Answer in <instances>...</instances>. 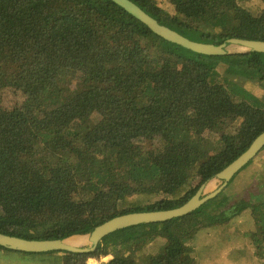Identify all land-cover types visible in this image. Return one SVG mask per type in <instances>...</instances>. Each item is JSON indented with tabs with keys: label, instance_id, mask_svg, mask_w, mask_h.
I'll use <instances>...</instances> for the list:
<instances>
[{
	"label": "trees",
	"instance_id": "1",
	"mask_svg": "<svg viewBox=\"0 0 264 264\" xmlns=\"http://www.w3.org/2000/svg\"><path fill=\"white\" fill-rule=\"evenodd\" d=\"M133 1L196 41L264 40V10L243 0H169L172 11ZM257 86L264 90V52L193 51L113 0H0V91L23 96L0 102V232L66 239L117 215L182 205L264 131ZM238 173L193 212L119 229L94 251L0 246L1 255L29 264L107 255L106 264H196L191 242L203 227L250 208L264 233V194L225 192Z\"/></svg>",
	"mask_w": 264,
	"mask_h": 264
},
{
	"label": "rangeland",
	"instance_id": "2",
	"mask_svg": "<svg viewBox=\"0 0 264 264\" xmlns=\"http://www.w3.org/2000/svg\"><path fill=\"white\" fill-rule=\"evenodd\" d=\"M163 8L172 11V5L169 0H156ZM245 7L249 8L254 13H259L264 10V0H243L241 2ZM230 52L246 50L242 46L231 44L228 46ZM254 93L262 96L264 90L258 87ZM23 99L20 92L12 89L0 91V102L5 106H14ZM233 179L226 188L228 195L235 198L255 199L264 194V147ZM223 181L220 178H213L206 183L203 190V195L216 190ZM252 234L255 235L253 239ZM264 233L255 225V220L251 214V209L248 208L241 212L240 215L231 219L223 225H213L201 228L197 237L191 242L196 254V264H264V241L261 244L255 243L254 240L262 238ZM68 242L76 244L77 247H88L91 245L89 234L72 235ZM65 240V241H66ZM164 240H156L148 244L147 250L150 253H155L159 244H163ZM0 264H29L22 258L17 256L1 255ZM104 261L101 264H106L110 255L103 256ZM103 257H99L100 259ZM88 262H91L89 259ZM93 258H98L93 256ZM98 258V259H99ZM38 264V263H34Z\"/></svg>",
	"mask_w": 264,
	"mask_h": 264
},
{
	"label": "water",
	"instance_id": "3",
	"mask_svg": "<svg viewBox=\"0 0 264 264\" xmlns=\"http://www.w3.org/2000/svg\"><path fill=\"white\" fill-rule=\"evenodd\" d=\"M121 5L136 18L145 23L153 32L159 36L180 44L193 51L209 54L222 55L230 52L228 46L231 44L239 45L245 48L244 51L264 52V40L232 37L226 41L215 44L203 41H196L181 34L167 25L161 24L156 18L146 12L133 0H113ZM264 147V131L259 134L251 145L235 160L228 164L223 170L217 173L216 177L220 178L223 183L214 191L203 195L206 183L202 184L197 192L182 205L170 208L151 211H137L117 215L96 226L89 233L91 245L88 247H77L68 244L66 239H33L24 238L16 235L0 232V246L25 251V252H49V251H70L77 253H88L97 248L99 242L108 234L133 225L142 223H152L166 221L173 218L185 216L201 205L216 197L231 181L233 176L244 167L258 152Z\"/></svg>",
	"mask_w": 264,
	"mask_h": 264
},
{
	"label": "built area",
	"instance_id": "4",
	"mask_svg": "<svg viewBox=\"0 0 264 264\" xmlns=\"http://www.w3.org/2000/svg\"><path fill=\"white\" fill-rule=\"evenodd\" d=\"M103 259H104V257L101 258V259L92 257V258L89 259L91 262H88V264H101L104 261Z\"/></svg>",
	"mask_w": 264,
	"mask_h": 264
},
{
	"label": "bare ground",
	"instance_id": "5",
	"mask_svg": "<svg viewBox=\"0 0 264 264\" xmlns=\"http://www.w3.org/2000/svg\"><path fill=\"white\" fill-rule=\"evenodd\" d=\"M83 236V235H82ZM66 242L68 243V244H71L70 242H68V239L66 240ZM72 245H76V244H72ZM99 258V257H98ZM100 259V258H99Z\"/></svg>",
	"mask_w": 264,
	"mask_h": 264
}]
</instances>
